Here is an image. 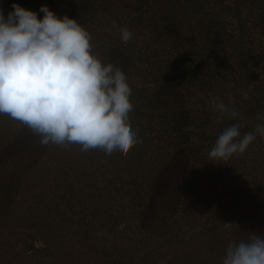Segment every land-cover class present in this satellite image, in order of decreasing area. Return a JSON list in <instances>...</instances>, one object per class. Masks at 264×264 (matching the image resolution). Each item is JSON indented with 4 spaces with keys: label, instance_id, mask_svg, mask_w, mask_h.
I'll return each instance as SVG.
<instances>
[{
    "label": "rangeland",
    "instance_id": "obj_1",
    "mask_svg": "<svg viewBox=\"0 0 264 264\" xmlns=\"http://www.w3.org/2000/svg\"><path fill=\"white\" fill-rule=\"evenodd\" d=\"M13 4L89 31L126 74L142 143L111 156L42 145L0 115V264H222L230 242L264 236V138L209 161L225 128L254 132L264 117V0H0L4 15Z\"/></svg>",
    "mask_w": 264,
    "mask_h": 264
},
{
    "label": "clouds",
    "instance_id": "obj_2",
    "mask_svg": "<svg viewBox=\"0 0 264 264\" xmlns=\"http://www.w3.org/2000/svg\"><path fill=\"white\" fill-rule=\"evenodd\" d=\"M12 8L7 18L0 9V115L29 128L42 145H79L83 152L96 149L111 156L126 155L142 143L131 124L126 74L94 54L89 31L47 5L39 9L43 19L19 4ZM131 39L132 32L122 28V42ZM212 108L233 119L240 116L218 98ZM260 119L254 132L243 135L239 123L225 128L209 161L242 155L257 136L264 138ZM222 264H264V236L250 233L247 242H230Z\"/></svg>",
    "mask_w": 264,
    "mask_h": 264
},
{
    "label": "trees",
    "instance_id": "obj_3",
    "mask_svg": "<svg viewBox=\"0 0 264 264\" xmlns=\"http://www.w3.org/2000/svg\"><path fill=\"white\" fill-rule=\"evenodd\" d=\"M4 16H5V18H7L6 16H8V15H4ZM112 64L114 65V63H112ZM157 93H159L158 90H157V92H156L155 94H157ZM140 110H141V108H140L138 105H136V103H133V111H132V113H131V115H133V118H134V116H135V119H136V115H138L139 113H141ZM36 137H37V135H35V138H36ZM37 145H39L38 142H36V144H29V145H27V146L25 147L24 150H22V151L19 153V158H18L16 161H14L13 167H12V169H10L11 171H7L9 174H10V172H11L10 177H12L13 174H15V173H16L18 176H20V172H21V170H15V166H19L20 164L26 162V161H27V158L30 159V158L35 154V151H36V149H37ZM22 153H23V154H22ZM21 154H22V155H21ZM14 176H15V179H16V181H17V180H18L17 176H16V175H14ZM9 179H10V178H9ZM12 180H14V179H12ZM14 181H15V180H14ZM8 183H9V182H6V183H4L3 185H2V183H1V185H0V195L3 194L2 190L6 189ZM9 185H10V183H9Z\"/></svg>",
    "mask_w": 264,
    "mask_h": 264
}]
</instances>
